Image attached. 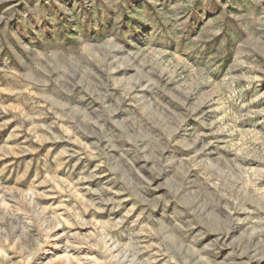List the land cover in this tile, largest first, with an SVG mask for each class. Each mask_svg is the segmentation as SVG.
Listing matches in <instances>:
<instances>
[{"label": "rangeland", "instance_id": "rangeland-1", "mask_svg": "<svg viewBox=\"0 0 264 264\" xmlns=\"http://www.w3.org/2000/svg\"><path fill=\"white\" fill-rule=\"evenodd\" d=\"M0 264H264V0H0Z\"/></svg>", "mask_w": 264, "mask_h": 264}]
</instances>
